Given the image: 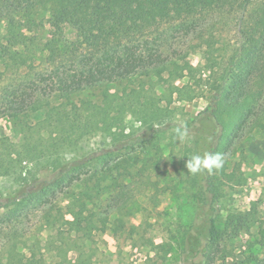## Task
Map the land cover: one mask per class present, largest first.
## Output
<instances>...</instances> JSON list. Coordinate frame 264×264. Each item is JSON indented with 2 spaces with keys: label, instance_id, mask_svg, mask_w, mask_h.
<instances>
[{
  "label": "trees",
  "instance_id": "obj_1",
  "mask_svg": "<svg viewBox=\"0 0 264 264\" xmlns=\"http://www.w3.org/2000/svg\"><path fill=\"white\" fill-rule=\"evenodd\" d=\"M24 3L26 6L22 8L9 0H0V16L8 17L12 24L7 44L0 47V57L16 60L20 66H26L28 59L34 64L29 46L35 41L25 30L42 29L46 22L52 29L41 49L43 71L39 80L26 84L19 91L24 93L22 96L16 92L3 113L16 120L21 141L15 144L0 135V178L12 180L17 186L13 195H0V210L12 212L30 201H42L68 184L63 200L50 205L43 219L47 227L69 226L77 238L73 241L75 261L58 255L57 260L48 262L32 249L22 264H92L91 257L84 256L86 242L94 230L96 215L91 213L92 206L97 201L110 202L117 195L120 199L112 201L109 212L129 218L132 212L128 205L133 201H126L127 195L122 196L123 179L112 171L109 175L103 171L96 183L91 177L82 179V175H87L83 172L85 166L103 155L104 147L68 159L71 151L85 137L105 138L111 131L124 127L128 115L139 121L141 129L149 135L162 131L157 125L170 117L171 106L177 101L194 100L199 89L194 81L196 68L184 57L182 63H177L164 51L152 49L156 43L154 34L168 23L209 10L238 8L244 12L252 0H25ZM37 7L49 12L46 22L33 17ZM3 8L9 15H2ZM14 13L20 14L22 21H15ZM64 21L75 30L74 40L63 35ZM241 34L208 106L186 127L191 136L187 160L195 154L212 152L222 154L224 164L211 172L205 170L197 175L187 172L197 212L184 234L183 264H207L219 238L249 232L259 222L257 214L249 212L233 222L231 230L220 231V195L213 181L214 175L234 181L228 168L236 146L246 135L264 130V4ZM19 47L23 51H17ZM185 78L189 80L187 83H178ZM110 85H118L120 89L107 88L99 99H81L82 95L91 96L92 91ZM28 163L33 164L37 173L27 169L24 164ZM123 178L129 182L133 179L131 173ZM106 179L110 180L108 191L100 185ZM259 228V238L253 244L264 250V227Z\"/></svg>",
  "mask_w": 264,
  "mask_h": 264
},
{
  "label": "rangeland",
  "instance_id": "obj_2",
  "mask_svg": "<svg viewBox=\"0 0 264 264\" xmlns=\"http://www.w3.org/2000/svg\"><path fill=\"white\" fill-rule=\"evenodd\" d=\"M21 1L9 0V3L23 8L25 0ZM263 4L264 0H252L244 12L238 8L209 10L162 26L153 36L156 43L152 49L164 51L177 63H182L181 57H184L196 68L194 81L199 89L196 98L175 102L170 117L158 123L163 129L157 134L149 135L141 129L139 121L128 115L124 127L111 131L105 138L85 137L77 149L71 151L68 159L104 147V154L85 166L83 172L87 175H82V179L91 177L96 183L103 171L108 175L112 171L123 179L122 196L127 195L126 201H133L128 205L132 212L129 218L109 212L112 201L120 199L117 195L110 202L97 201L92 206L91 213L96 215L94 230L84 253L85 257H91L92 264H183L184 234L197 207L186 169V150L190 147L191 136L179 139L175 130L186 128L208 106L221 73L239 43L241 31L251 24ZM9 13L3 8L2 15ZM13 15L15 21H22L20 14ZM33 17L46 22L49 12L37 7ZM8 19L0 16V47L7 44L8 30L12 27ZM51 29L46 22L42 29L25 30L35 41L29 46L34 64L28 59L26 66H20L16 60L0 57V135L15 144L21 141L20 128L15 119L3 113L16 92L22 96L24 93L19 91L26 84L39 80V73L43 71L41 49ZM61 30L68 40L76 38L75 30L67 21L61 23ZM188 81L185 78L178 83ZM107 88L116 90L120 86H105L92 91L91 96L82 95L81 99H99ZM231 161L228 171L234 175V181L213 176L220 195L219 229L231 230L232 223L249 212L256 213L259 222L249 232H240L233 238L226 235L219 238L207 264H264V250L253 244L259 238L260 225L264 227V130L246 135L236 146ZM24 165L28 170L34 167L32 163ZM128 173L132 174L131 182L123 178ZM108 183L110 180L106 179L100 185L107 189ZM16 188L12 180L0 178V195L11 196ZM68 189L69 185L64 184L42 201H30L12 212L0 210V264H22L32 249L48 262L57 260L58 255L75 261L77 253L73 241L77 238L69 226L47 227L43 219L48 207L63 200Z\"/></svg>",
  "mask_w": 264,
  "mask_h": 264
},
{
  "label": "clouds",
  "instance_id": "obj_3",
  "mask_svg": "<svg viewBox=\"0 0 264 264\" xmlns=\"http://www.w3.org/2000/svg\"><path fill=\"white\" fill-rule=\"evenodd\" d=\"M176 134L179 139H184L188 135L186 128L177 127ZM224 159L220 153L205 152L203 155L195 154L187 160L186 169L188 173L197 175L205 170L211 172L223 167Z\"/></svg>",
  "mask_w": 264,
  "mask_h": 264
}]
</instances>
